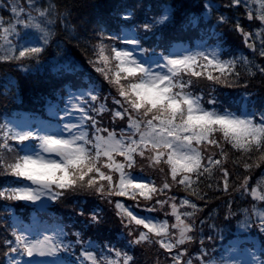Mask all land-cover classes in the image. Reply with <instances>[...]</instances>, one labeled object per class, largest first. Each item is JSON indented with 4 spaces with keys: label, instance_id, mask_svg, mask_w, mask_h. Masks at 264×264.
<instances>
[{
    "label": "snow or ice",
    "instance_id": "1",
    "mask_svg": "<svg viewBox=\"0 0 264 264\" xmlns=\"http://www.w3.org/2000/svg\"><path fill=\"white\" fill-rule=\"evenodd\" d=\"M97 7L0 0V61L30 73L62 59L75 74V48L102 78L58 89L66 99L47 104L50 119L0 120V264H264V240L238 236L219 256L211 247L232 221L264 237V91L252 84L264 88V0H202L200 15L183 0H135L107 18ZM191 29L195 47L182 40ZM78 196L103 206L65 203ZM18 202L30 223L12 218ZM53 205L79 221L48 223ZM109 212L118 238L98 240Z\"/></svg>",
    "mask_w": 264,
    "mask_h": 264
},
{
    "label": "trees",
    "instance_id": "2",
    "mask_svg": "<svg viewBox=\"0 0 264 264\" xmlns=\"http://www.w3.org/2000/svg\"><path fill=\"white\" fill-rule=\"evenodd\" d=\"M25 2V0H22ZM98 5L97 9L94 12V15H100L103 17H108L114 8H118L124 4H132L135 0H95ZM185 8L188 12H191L196 15L201 14L202 0H183ZM223 0H213V3H222ZM81 11H88L86 9H82ZM221 12H225L226 10L222 7L220 8ZM228 15H233L232 12H228ZM142 16V13H141ZM113 27H116L115 21L112 22ZM208 24V32L209 35L205 37L208 45L216 46V38L211 36L212 28L210 26V22H203L202 27ZM219 31V30H217ZM174 33H171L169 30H166L164 33V40L169 41ZM182 40L184 43L193 45L196 40L200 39V31L199 29H191L186 33L181 34ZM155 37H153V41ZM176 42V41H172ZM151 43V42H150ZM239 46V42L236 36L228 31V27L225 26L223 30V35L220 40V47L224 51H231L236 49ZM49 57L54 56L55 52L53 50H49ZM68 56L71 57L72 60L77 61L81 67L75 74H69L65 71V62L64 60H59L58 62L51 61L50 59L45 62L44 65L37 68L34 72L23 73L18 70V68L12 62H3L0 61V120H2L4 115L13 116L20 115L24 113L28 114H45L47 109V104L57 103L58 96H66V90L57 93L58 89H62L64 85L72 86L77 83H82L85 81L88 76H92L94 78L99 79V74L95 73L91 67L87 64V61L81 55L80 50L71 48V51L68 53ZM53 68H59V73H53ZM253 90L264 91V88L260 86V78L257 77L255 81L252 82ZM197 86L199 88L207 90V82L204 80L198 81ZM8 90L9 96L5 97L2 93ZM73 90L75 88L73 87ZM15 93L14 96L11 94ZM259 169H257V173H259ZM84 200V207L86 209H91L97 205L103 206L100 201L95 200L93 197H72L67 200L65 203L71 205L74 201ZM243 207L244 205H240ZM221 207L223 204L221 203ZM236 205H234V208ZM18 212L24 219H31L29 217V213L32 210L30 207L25 206L22 202H18L14 207L13 211ZM52 211L56 216L62 218L65 223H70L72 219H76L79 221L78 217H74V213L71 211V208L66 206L58 205ZM145 215H150V213H144ZM7 215L4 211L3 202H0V216ZM109 223L106 227L96 234L94 238L102 239L107 237L108 239L115 240L118 238V233L120 231L119 224L116 221L112 220L111 214H108ZM10 223V221H9ZM207 231V229H206ZM247 235L250 241H255L257 247L260 246V241L264 240V237L259 236V234L252 230L249 233H243L240 229H238L236 221H232L223 233L217 237L215 242L211 245V247L215 248V252L213 253L216 256H219L223 251V248L229 244V241L235 240L238 236L243 238V236Z\"/></svg>",
    "mask_w": 264,
    "mask_h": 264
},
{
    "label": "rangeland",
    "instance_id": "3",
    "mask_svg": "<svg viewBox=\"0 0 264 264\" xmlns=\"http://www.w3.org/2000/svg\"><path fill=\"white\" fill-rule=\"evenodd\" d=\"M199 41H196L195 42V44L193 45V46H191V47H195L196 46V44L198 43ZM212 47H215V46H211V45H209V48H212ZM99 79H102V78H99ZM24 115H27V116H29L31 119H33V120H35L36 118H39L40 120H47V119H50L49 117L48 118H46V119H43V118H41V117H38V116H36V115H34V116H30V115H28V114H24ZM58 205H53L50 209H54L55 207H57ZM48 223H51V221H47Z\"/></svg>",
    "mask_w": 264,
    "mask_h": 264
}]
</instances>
